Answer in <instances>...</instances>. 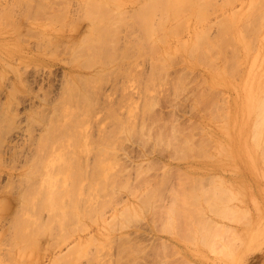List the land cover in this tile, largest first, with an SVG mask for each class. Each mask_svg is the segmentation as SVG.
<instances>
[{
  "label": "rangeland",
  "instance_id": "1",
  "mask_svg": "<svg viewBox=\"0 0 264 264\" xmlns=\"http://www.w3.org/2000/svg\"><path fill=\"white\" fill-rule=\"evenodd\" d=\"M96 1L98 0H0V204H3L1 202L6 198V202H4L5 204H3V206L1 205L2 208L0 207L2 210V212L0 210V233L3 231L7 232V230L14 231L16 223L13 222L17 219L14 220V217L17 216L16 214L20 211L24 213L22 208H24L23 206L25 205L21 206V201L24 203V197L20 196L25 194V192L22 193V189L25 190V187H28L26 184H29L30 181L20 182V175L30 170L27 165L30 164L32 159L35 160L36 157L39 158L40 156H43L41 154H39L40 156L36 155L38 154L36 153V150L40 148L37 147L36 142H38V138L45 133V129L47 128L46 125H48L49 120L51 118L54 119V108L57 106L61 107L62 105L59 103L65 102L63 101L65 87L73 86L77 89V92H79L80 89L86 92V89L89 88L90 90L88 89L89 92L87 93L92 94V99L97 101V103H93H96L98 106L97 108L101 110L98 111L101 112V114H104L101 118V114H98L97 110L94 109L96 111L95 114L93 110L94 113L91 117L94 114H98L97 117L101 119H99L100 121L98 119L96 121L95 119L94 123L91 121L95 124L90 131L93 132L92 135L94 136H91L92 141L93 138L95 140H98L99 138V143L102 142H100L99 128H102L105 125H107L105 128L108 127L107 130H105L106 132L103 129L102 130L105 133H108L109 130V134L111 131L112 136L114 134L113 137L110 136V134L109 139L106 140L110 144V147H112L111 150L114 151L113 153L117 155V158L115 157L116 163L113 159L114 162H110V165L112 167V164L121 166V169L119 171L117 170L118 175L115 174L116 177L113 179L114 183L117 179L115 184L120 185L122 183L123 185L126 182L125 186H127V189L130 184H132L133 187L130 190H124L125 186L121 185L122 190L120 188L119 190L116 188L118 185H115L116 189L113 187L115 189V191L113 190L114 192L112 191L113 195H109L113 197V200H111L113 203H111L112 205L109 204L110 206L106 204L108 208L107 211H105L106 219H108L106 220L107 223H103L105 220H102L101 217H99L100 220L97 218L98 223L96 222L97 219L94 221L96 215H94V217L88 216L90 219L94 218L92 220L94 222H91L90 220V222L87 221L88 217L85 218V221H87L86 224L89 227L86 225L85 227H87V229L83 230V232L82 230L78 231L79 229H77L78 233L76 232V234H74L75 236L72 235L66 242H63V237L61 236L62 233L59 234V232H61V230L65 231V229L72 230L70 227L74 226L75 222H69L68 224H65L66 226L63 229H61L57 226L58 224L56 225L57 222L55 221V223L51 219L52 222L49 221V224H47L51 227L52 225L56 226L58 231H55L56 228H52V232L54 233H52L53 237L52 234L50 235V233H48L38 244L39 249L41 250H39L41 253L39 256L41 257L39 260L40 263L38 262V264H53L52 261H54V258L67 260L72 252H74V247L76 248L81 246V244H86L92 237L100 238L106 245L104 248L101 247L102 249L98 247L99 250L101 249L99 251V264H176L175 262H178L179 264H189L190 262H193L192 260H195L192 264H195V262H197L196 264H221V262L222 264H224V262L230 264L229 262L231 260V263L234 262L233 264H264V194L259 191V180L257 181L255 177H252L251 181V177H249L250 175L247 174L249 177L247 178L250 180L249 182L254 183L251 184L248 183L247 178L243 177L242 173L248 172V167L243 163V158L239 159L241 161H229L227 156L229 154L228 149L230 146V140L227 135L228 132L226 131L227 125L230 122L231 110L234 102L239 101L244 97V85L247 82L246 79L248 76L255 73L253 70V64L257 58L260 60L257 71L258 78L260 75L261 78H259V80L262 79L261 83H264V34L260 40L261 50H259L258 53H256V51L248 54L246 53V55L241 58L243 69L241 68L242 70L237 73L240 76L237 77L239 79H236L238 80V85L242 84L243 87L236 90L234 87L235 85H228L227 87L220 86L217 88L218 91L214 88V91L211 90V95L209 93L206 94V96L209 94L210 99H213L206 101V103L203 102L200 104L197 100L200 99L204 92H211L210 89L212 87H210L208 83H203L206 82L205 77L207 78V81H209L211 72L205 67L206 64L203 66L202 63L196 61L192 62L188 54L183 53L180 55L181 57L178 55L177 60L174 59L172 64L168 66L169 69H166L169 70V72H167V75L165 73V75L168 78L170 77L172 82L175 79L174 81L178 83H175V85L178 87L179 84L182 83V86L179 87V89H184L180 90L178 93L177 90L175 91L174 89V87L176 88V86H173L174 82L172 85H167L164 79L161 80L166 84H163V82L158 79V84L160 82L162 83L156 88L161 92L156 95V91L155 94L153 90H151L152 84L149 82V85H151V88L149 86V90L152 91H149L152 93L150 94V97L154 94L158 96V98L154 97L155 99H153L154 104L156 98L158 99V102H156V106L154 105L155 108H152L151 111L154 110V113L152 114L151 111H147L148 107L146 105H148V103L146 101L151 98H148L149 92L147 90V93H145V87L147 85L146 82L152 78L148 79V77L157 74V72L153 73V71L156 70L155 67H153L152 59L154 57V59H157V57L159 59L160 57H163V54L161 56H156L158 54H148L149 57H145L146 54H143L144 56L142 55L143 52L148 51L149 46L144 40V33L141 32L140 27H138L140 25L136 23L134 18H136L135 15H137L138 12V8L136 7L141 4L140 2L145 3V0H100L102 4L101 7H99V3L96 6ZM219 2L220 4L222 3L221 0ZM91 3H94L93 5L95 8H99L94 10V6H92ZM234 4L235 5L229 8V12H245L249 8L247 1H238ZM89 5L92 7L90 6V8ZM224 15L225 14L222 11H213L212 15L210 14V21L208 23L212 25V37L217 35V21ZM93 26H97L101 33L107 32L112 34L116 43L114 46L111 44L112 47H115L113 48V51L116 49L120 52V55L123 54L124 51H129L128 56L132 61L130 64L129 58H127L128 60H123L122 55L118 56L119 52H117L118 55L117 53L115 55L118 56L117 59H121L120 57H122L121 61L112 62V60H117L115 59L116 57L112 60L107 59L110 57H105V62H107V64L110 60L112 62L111 66H109L110 63L108 65L106 64L105 73L108 72V69H113V67H115V71H111L107 76V73H103V75L105 74L109 79L106 78V80L103 78V83L102 85L100 84L102 88L96 87L99 85H91L92 82H97V74L99 68L102 66L100 64L97 67H92L90 61L93 62V60L91 59H97L96 61L100 63L104 62L102 61L104 59L103 55L101 59L99 58L100 61L98 56L96 57V55L99 54L98 50L101 51V49L97 50V54L92 46H89L91 43L89 36L94 33L92 32ZM188 33L190 34L189 31H185L181 37L187 39V41L190 40L189 42H191V38L193 37ZM129 42L132 44H129ZM178 43L177 39L171 38L170 44L173 48L178 47ZM131 46H140L142 51L138 48H132ZM159 47L161 49V46ZM160 52L162 53V51ZM133 55L134 58L132 59ZM183 55H185L184 59L186 61L179 62L178 60H183ZM175 60L177 62H175ZM154 61L158 63V61ZM219 62L222 64V61ZM162 72H159L160 76L164 73ZM159 75L155 77L158 78ZM165 75L163 74L161 78H164ZM67 76H69L73 82H71V79ZM180 76L183 77L182 79L185 84H183L184 82ZM100 82L101 81L98 83ZM167 82L170 81L167 80ZM205 84H207L210 89L205 87ZM161 85L169 87L165 88ZM93 87L94 89H99L97 91L98 93L92 89ZM199 90L200 95L198 96ZM203 90L205 91L203 92ZM91 91L94 93H91ZM216 91L217 97L215 96V98L212 94L216 95ZM176 92L178 94H176ZM145 94H148L146 95V101H144ZM203 96L204 100H208L209 96L206 97V99L205 94ZM135 101L139 103L141 102V106L139 103H137L139 104V106H137ZM109 102H111L112 105H116H114V113L115 111L116 113L119 111V118L121 117L120 119H125L122 121L123 123L126 122V119L132 118L134 114L131 113V110L129 111V104L130 107L132 106V110L134 109L133 107L136 108V106L140 107V110L143 109L141 107H147V109L144 108L145 110H143L148 112L147 114L150 113L152 115L148 116L145 114L144 117V114L141 116L144 111H141L142 113L140 114V111H138L139 108L138 110H133L135 113L137 111L141 117L137 116L138 113L137 115L135 114V117H139V119L137 118L138 120L136 119L137 131L136 134L132 135V133H130L129 136L126 131L121 132L122 128L118 126V123L109 118L113 116H110V113L108 112L111 110V107L107 108L109 109L108 111L105 109L106 106H109ZM133 102H135L134 106L131 104ZM120 105L125 106L120 109ZM116 108L119 110H116ZM206 109L207 111L205 112ZM110 112L113 113V110ZM56 113L60 114L58 112ZM128 114H131V117H128ZM146 115L148 117H146ZM92 118H95V116ZM132 120L128 119L127 124ZM125 125L126 124H124V126ZM173 126H180L179 129L181 130L182 128L181 132L183 131L180 136L177 135V139L174 136L179 133V130L176 129L177 133L173 135L176 132L174 131L175 129L173 130V128H175ZM116 127L121 131L119 132ZM127 127L128 125L123 127V129H126ZM114 131H116V133ZM160 132L164 133L161 134V136L164 135V137L162 136L158 141V134H160ZM103 133L101 132V137L105 136H102ZM171 136L174 141H179H172L171 144ZM105 137L108 138V136ZM163 138V141L160 140ZM186 138H189V144L191 143L193 148L190 147L191 145L189 146L188 143H186L187 146L185 145V142H188L185 141ZM106 141H103L104 144ZM168 141L170 142L169 144ZM173 142L174 144L176 143V145H174ZM182 142L184 143L182 144ZM92 143L94 144V142ZM11 146L13 147L11 148ZM16 146L18 149L15 152L14 147ZM36 147L38 149H36ZM42 148L43 147H41V149ZM12 149L16 154L20 150L18 153L19 155L17 154L18 157L13 155L15 153H12ZM41 149L40 151L38 150L39 153L41 152ZM45 152L47 151L45 150ZM12 155L14 156L13 159ZM95 155L96 151H92V154L89 155L90 163L97 160V157L95 159ZM111 157L114 158V156ZM32 162L33 161H31V163ZM34 162L37 163L36 160ZM97 162L99 163V160ZM90 163H87V165ZM92 163L91 166L94 165H92ZM150 163L153 164L152 166L150 165L151 168L148 167ZM28 166H30L32 171L33 167L31 165ZM91 166L89 165L88 167ZM119 166L115 168L119 169ZM94 167L97 168L98 166ZM95 169V173L92 170L91 171L96 175V170L98 171V168ZM88 170L91 175L92 172L90 171V168ZM115 170L113 172H116ZM33 173L32 175L30 174L32 177ZM35 175L36 174L34 173V176ZM90 175H88V177ZM32 177L30 179L34 181L35 177L33 179ZM93 177L94 179L92 180H95L96 176ZM90 178L92 177L90 176ZM261 178L262 176L260 179ZM38 179L40 180L41 177L39 176L36 181ZM243 181L247 182L243 184ZM127 182L130 183L128 184ZM263 182L264 178L261 179V183ZM21 183L24 184V187L20 186L22 185ZM35 183V186L40 184L38 182ZM212 183H216V185H226L234 190L233 195L229 197L230 199H227V204H229V206L227 205L228 208L224 207V210L218 209L216 206V198H213V200H207L206 198L196 199L194 195L191 194L195 189L197 190V193H201L202 188L207 189L210 185L213 186ZM33 186L32 183L31 187ZM39 186L40 185L36 187L39 188ZM109 186L108 188H111ZM87 187L86 191L90 190V185H87ZM8 188L9 191L5 192ZM156 188L158 189V191L156 190L158 194L156 192L154 193V189ZM182 188L188 189H185V192H181ZM29 190L31 191L32 188L28 189V191ZM111 190L112 189H110V192ZM117 191L118 193H116ZM148 193L149 195H146ZM152 193L156 195L153 196ZM9 194L10 196H8ZM14 194L16 195L14 196ZM109 196L108 199L110 198ZM7 199H9V203L11 202V206L7 202ZM11 199L12 201H10ZM208 201L216 203V205H214V210L213 208L209 209L210 205H207L209 204L207 203ZM6 203L10 207H8ZM131 203H134L133 206L134 209H136V212L142 211L141 215L138 217H132L130 223L126 226V229H123L124 231L121 230L122 228H120V225L117 226V228L119 227L117 230L110 229V227L107 226L109 221L111 222L113 217L115 215L117 216L119 212L121 213V211L125 210L126 207L129 206V208H131ZM144 204H146V206ZM5 205L7 206L6 210H4L6 208ZM99 205L95 209L100 208ZM230 205L234 208L231 209ZM101 206L103 205L101 204ZM141 207L142 210L140 209ZM199 207H203L205 215H208V217L205 216L206 219L211 218L214 220V222L206 223L213 228V230L210 229L211 235H213L211 243H215L212 248L207 246L206 249V245H202V241H199L197 243L200 245L198 248L197 245L193 243L196 245H194L197 248L196 249L191 242L188 241V233H191L190 236L193 238L202 236V234L197 235L194 232L195 228L192 229L197 225L196 221L200 224L199 226L197 225L198 229H202L200 219H205V217L203 214H200V212L203 211L197 209ZM206 207L208 208V211H205L207 210ZM101 209L103 210L104 207H101L100 210ZM25 210H27V208ZM100 210L95 211V213H98ZM248 212L252 216V222L248 221L251 220V218H249L250 216L245 220ZM43 213L45 217L42 216V219L46 221L50 212L49 215L45 214H48V211L46 212V210L45 212H42V215ZM98 216L101 215L97 214V217ZM119 217L120 219H118ZM119 217L117 218L118 220H124V218H121L123 216ZM101 221L103 222L101 223ZM50 222H54L55 224L51 225ZM13 224H15V227L13 226L14 230L11 227ZM180 229L182 232L185 230L186 233L182 234ZM231 229H233L234 232H230ZM107 230L110 232H107ZM177 230L178 234H176ZM9 231L8 233H10ZM187 231L189 232L187 233ZM125 233L126 236L128 235L126 240L123 237ZM58 234L62 238L61 243L59 241L61 245L59 243L58 245L56 244L57 240L61 239L57 238ZM185 234L187 235L188 240L186 239ZM104 235L107 237L111 236V238H108L109 240H107ZM102 236L104 237L102 238ZM114 236L116 237L114 239L115 241L112 240ZM240 237H245L246 240L242 242L243 239ZM8 238L11 239L8 236L5 238V241ZM123 238L124 241H122ZM233 238L235 240L237 239V241H235V246L232 244L234 242ZM13 241H11L12 244L16 243V241ZM237 242L241 244L239 247L236 245ZM106 243H110V245L107 246L108 244ZM8 244L9 243H7V245ZM189 244H191L192 247H189L191 246ZM228 245H230L229 250L228 247H226ZM2 246L4 245L1 244L0 248H3ZM86 246L88 248V244H86ZM91 246L92 253L97 254L98 248L93 244H91ZM7 247L10 246H5L4 248ZM13 247L11 246L10 248L12 249ZM85 248H83V250H85ZM189 248L195 249L190 251L188 250ZM198 249H202V252H206L207 255H203V257L205 256L204 259H200L197 256L195 251H198ZM3 250L5 253V249ZM233 250H235V253H230V251ZM11 253L9 252L8 254L7 252L8 255ZM14 253L16 252L14 251ZM14 253L11 256L12 258ZM229 253L232 256L229 255ZM7 254L2 255V257L5 256L6 259H8L9 256ZM221 255L223 258H229L230 256V261L228 260L226 262L225 258L224 260L222 258H217L219 256L221 257ZM84 256L81 255L80 258L74 259L71 263L67 262L64 264H96L95 261L92 262L88 257ZM8 262H11V260Z\"/></svg>",
  "mask_w": 264,
  "mask_h": 264
},
{
  "label": "bare ground",
  "instance_id": "2",
  "mask_svg": "<svg viewBox=\"0 0 264 264\" xmlns=\"http://www.w3.org/2000/svg\"><path fill=\"white\" fill-rule=\"evenodd\" d=\"M219 1L218 0H145V3L140 2L141 6L139 5L138 7H136V8H138V12H137V15H135L136 18H134V20H136V23H138L140 25L138 27H140V31L144 33V40L147 43V45L149 46L148 51L143 52L142 55L146 54L145 57H149L148 54H151V55L158 54L156 56H161L163 54V57H160L159 59H158V57H157V59H154L155 57L154 58L151 57L154 60L158 61V63H157L152 59L153 65H154L153 67H155V70H156V71H153V73L157 72V74L152 73L154 75V78H153V75L148 77V79H150L152 77L151 78L152 81L149 80V81H147L148 83L146 82L147 85L145 87V93H147V91L149 92V91L153 90V92L155 93V91H156L157 94L156 93L155 94L158 95L159 92H161V91L156 87H159L160 83L163 82V80H161V79H164V81H166L167 85H170V84L172 85L174 82L173 86H176V88L174 87V89H175V91L177 90L178 93L180 92V90L184 89V88L179 89V87L182 86V83H180L179 87H178L177 85H175V83H177L174 81L175 79L172 82V79L170 80V77L169 78L166 77V75L168 74L167 72H169V70H166V69H169L168 66H170V64H172V61H174V59L177 60L178 55L180 56L183 53L188 54V56H190V60L192 62L196 61L198 63H202L203 66L206 64L205 67L209 69L211 74H210L209 81H207V78L205 77L206 80L205 79L204 80L206 82H203V83H208V85L210 87H212L210 89V87H208V85L205 84V87H208L210 89V91L211 90L214 91L213 90L214 88H216V90L218 91V89H217L218 87H220V86L227 87L228 85H235L234 87L236 88V90L241 89L243 87L242 84L238 85L237 79H239V78H237V77H239L240 75H238L237 73H239L240 70L243 69V64H242V60H241L242 56H245L246 53L248 54V53H251L254 51H256V53H258L259 50H261L260 40L262 39V35L264 34L263 33L264 32V0H221L222 1L221 4ZM238 1H247L248 7H249L248 10L245 12H237V11L229 12L228 11L229 8L232 7L233 5H235L234 3L235 2L237 3ZM96 2H97L96 6L98 5V3L100 5L99 7L102 6L100 0H98ZM91 4H92V6H94L93 5L94 3H91ZM90 6L91 5H89V7ZM99 7L95 8V6H94V10L99 8ZM213 11H222L225 14L220 20L217 21L218 33L214 37H212L213 35L211 34L212 33V29H211L212 25L208 23L210 21L209 16H210V14L212 15ZM185 31H189L190 34L189 33L188 34L191 37H193V38H191L192 39L191 42H189L190 40L187 41V39H184L183 37H181V36H183V33ZM78 32H79V30H78ZM92 32H94V33H92L89 36V38L91 39V43L89 44V46L91 45L96 53L99 51L98 52L99 54L97 53L98 55H96V53H95L96 57L98 56V59L99 58L101 59L102 55H103L104 59L102 61H104V62L100 63V62L96 61L97 59L96 60L91 59V60H93V62L90 61V65H92V67H97L100 64L102 65L99 68V72L97 74L98 77L96 78V80H97V82H95L96 84L92 82L91 85L92 86L99 85L96 87L102 88L101 85L103 83V81H102L103 78L106 79L107 78L106 76L108 74H110L111 71L112 72L115 71V67H113V69L107 70L108 71V72H106L107 74L105 73V70H106L105 66L107 64V62H105L106 58L110 57L107 59L112 60L115 57H116L115 59H117L118 56L122 55L123 60H125V59L129 58V56H128L129 51H126L128 53H126L124 51V53L120 55V52L117 51L116 49H114L116 52L113 51V48H115V47H112V45L114 46V45H116V43H115V39L112 36V34H109L107 32L101 33L97 26H93ZM114 35H116V34H114ZM171 38L177 39V41L179 42L178 47L173 48V46L171 45L172 43L170 44ZM129 44H132V43L129 42ZM157 44H160V45H157ZM110 46H111L112 50L110 49ZM159 46H161V49ZM132 48H138L139 50H141L140 46L132 47ZM98 49H101L102 52ZM160 51H162V53ZM117 52H119V55ZM116 53L118 56L115 55ZM136 55H138V54H136ZM99 56H101V57H99ZM130 56H131V54H130ZM139 56H140V53H139ZM122 57H120V58L122 59ZM133 58H134V55L132 56V59ZM184 58H185V55L182 56L183 60H178V61L179 62L180 61L181 62L186 61ZM100 59H99V61H100ZM121 59L112 60V62L113 61L116 62L119 60L121 61ZM111 60H110V62H108V64L110 63L109 66H111V64H112ZM129 60H130V64H131L132 63L131 58H129ZM176 60H175V62H177ZM219 61H222V64H220ZM259 64H260V60H259V58H257L253 64V66H254L253 70L255 73L248 76L246 79L247 82L244 85V88H245L244 97L242 96L243 98L241 100L234 102L233 108L231 110L230 122L227 125L226 131L228 132L227 135H228V138L230 140V146L228 149L229 154L227 156L229 161L230 162H233V161L236 162V160L241 161L239 159L243 158L242 159L243 163H245L246 166L248 167V172L242 173L243 177L247 178L248 175H250L249 177H251V181H252V177H255L257 181L259 180V183H258V187L260 188L259 191H261L264 194V182L261 183V179L264 178V87H263L264 83H261L262 79L259 80V78H261L260 75L258 78L257 71H258ZM174 65H175V63H174ZM109 66H107V67H109ZM157 70H159V71H157ZM116 72H118V71H116ZM159 72H162L164 75L166 73L164 78L163 77L161 78V76L163 74L160 76ZM103 73H105L106 76H105V74L103 75ZM157 75H159L158 78L155 77ZM67 77H69V76H67ZM180 77H181V79L183 78L182 76H180ZM156 78H157V80L155 81ZM107 79H109V78H107ZM158 79L160 81H162V82L159 81L160 82L159 84H158ZM167 80L170 82H167ZM99 81H101V82L98 83ZM182 81H183V79H182ZM71 82H73L72 79H71ZM75 82H74V84H75ZM149 82H151L152 88H151V85H149L150 84ZM166 83L163 82V84H166ZM154 84H155V86H154ZM183 84H185V82ZM149 86H150L151 90H149L150 89ZM161 86H163V85H161ZM163 87L167 88L169 86L166 87V85H164ZM65 88L67 89V90L65 89L66 93L64 91L65 95L63 94L64 95L63 101H65V102H61L62 100L59 101L61 103L58 102L63 107L61 106L62 107L61 108L60 106H57L58 110H57V107H55L56 110L54 108V112H55V115L53 117L54 119L51 118L49 120L48 125H46L47 128L45 127L46 128L45 133L41 137H39L38 140L36 139L39 142V144H38V142H36L37 147L38 148L40 147L39 149L36 147V149H38L40 151L41 147H43L41 149L42 153L41 152L39 153L38 150H36L37 151L36 153H38L36 155L41 154L43 156L39 155L40 156L39 158L36 157L35 160L37 161V163L34 162L35 160H33L31 158L32 159L31 161H33V162L31 163V161H30V164H28V165H31L33 167L32 171H31L30 166L27 165V167H29V169H30L28 171L29 173L25 172L24 174L20 175V182H24V181L29 182L30 181L29 184H26V183L25 184H26V186L28 185V187L32 188V190L31 191L29 190L30 191L29 192L28 189H30V188L25 187V190H23L21 188L22 193L25 192L24 195L20 196V197H22V196L24 197L23 198L24 203H23V201H21V203H22L21 206L22 205H25V206H23L24 208H22V211L24 210V213L20 211L21 213L19 212L20 214L18 213V214H16L17 216L14 217V220L17 218L16 221L13 222V223H16V225L13 224L11 227L14 230V227L16 226L15 230L14 231L7 230V232L2 230L3 232L0 233V247H1V244L4 245V246H2L3 248H0V264H38L40 257H41V256H39V254H41L40 253L41 250L39 249L38 244L41 242L43 237L45 238V236L48 233H50V235L53 233L52 231H53V229L56 228V226H53L52 224H55L56 222H57L56 225L58 224L57 226H59L61 229H63L66 226L65 224H68L69 222H72V221L75 222V225L70 227L72 230L65 229V231L61 230V232H59V234L62 233L61 236L63 237V242H66L72 235L76 234V232L78 233V231L82 230V232H83V230H86L87 227H89L86 224V222L89 220L91 222H94V221H96L97 218L101 217L102 220H105L104 222L101 221V223L102 222L105 223L106 220H108V219H106V214H105V211H107V209H108L106 204L112 205L111 203H113V201H111V200H113V197H111L109 195L110 194L113 195L112 191L113 190L115 191L116 188L117 189L120 188L122 190L121 187L126 185L125 184L126 182L123 185H122V183L120 185L115 184L117 182L116 181L117 179L115 180V183L113 181V179L116 177V175H118L117 170L119 171L121 169V166L116 165V164H112L113 165V167H112L110 165V162H114V160L117 158V155L115 153H113L114 151L111 150L112 147H110V144L108 143V141H106L107 139H109V135L111 134V131L109 134V130H108V133H105L106 132L105 130H107V128H108V127L105 128L107 125L103 126L102 128H99L100 129V134H99L100 135L99 136L100 142L101 141L102 142L99 143V138H98V140L97 139L95 140L93 138V141H92V137H94V136L92 135L93 132H90V131L93 128L92 126L95 125L93 123H94L95 119H96V121H97V119L98 120L101 119L103 117L102 115H104V114H101V112H99L101 110H99V108H97L98 107L96 105L97 101L92 99V97H91L92 94L87 93V92H89L90 89L89 88H88L89 90L86 89V92H84V91H82V89H80V91L77 92V89L74 88L73 86H69V87L66 86ZM97 88L94 89V87H93L92 89L95 90L96 93H98L97 91L99 89H97ZM202 89H204V88H202ZM204 91L205 90H203V92ZM212 91L211 92L206 91V93L204 92L205 99H206V97L209 96V94L211 95ZM217 91H216V95L212 94L213 97H215V96L217 97ZM92 92L93 91H91V93ZM151 92H149V95L145 94V100L144 101H146V99H147L146 95H148V98H151V99H147V101H146L148 103V105H146L148 107V109H147V107H141L143 109L144 108L147 109V111H149V112L152 110V108H155L154 105L156 104V102H158V99H157L158 96H156L154 93L153 94L155 96L151 95V97H150V94H152ZM177 92H176V94H178ZM198 92H199V94H198V96H199L200 90ZM207 93H209L208 96H206ZM203 95L200 97V99H198L196 96V98L198 99L197 102H199L200 104L203 102L206 103V101L213 99V98L210 99V96H209L208 100H204ZM154 97H157L155 104H154V100H153V99H155ZM90 98L92 99V101ZM236 100H238V99H236ZM151 101L153 102V104ZM93 102H96V103L94 104ZM135 102H133L131 104H133V106H134ZM109 103L112 105L111 102H109ZM137 103H139V102H136V104ZM110 104L108 107L106 106L105 109L111 107L110 111L113 110V113H112V112L108 111L109 109H107V111L110 113V116L113 115L112 116L113 118L112 117H109V118H111L113 121L118 123V126H120V128H122L121 129L122 131H121V130H119V128L116 127L118 129V131L119 132L120 131L121 132L126 131L128 133V135L130 133H132V135L136 134V131H137L136 130V122H137V120L139 119V117L143 116V114L145 117V114L148 113V112L144 111L145 109L140 110V107H137V106H139V104L141 106L142 103L140 102L139 104H137L136 108L133 107L134 111L138 110V108H139L138 111H140V114L142 113L141 111L145 112V113L143 112L141 116L137 111L135 113L131 108L132 106L130 107V104H129L128 109H129V111L131 110V113H134V114H133L132 118H128V119L132 120L134 118L135 122L133 119L132 120L133 122L130 121L128 124H127L128 119H126V122L123 123L122 121H124L125 119L124 118L120 119L121 117L119 118V116H120L118 114L119 111L117 113L115 111V113H114V109H115L116 105L114 104L115 106L114 105L111 106ZM143 105H145V104H143ZM124 106L125 105H123V106L120 105V109L123 108ZM59 109H61L62 111ZM94 109L97 110L98 114L99 113L101 114V118L97 117L98 114L95 115L96 111ZM93 110H94L95 114L92 117L95 116V118L91 117V115L94 113ZM116 110H119V109L116 108ZM206 111H207V109L205 110V112ZM56 112H58L60 114H57ZM151 112L153 114L154 110ZM137 113H138V115H137ZM56 114H57V116L58 115L59 116L57 117ZM135 114L139 117H135ZM152 114L149 113L147 115L149 116ZM130 115L128 117H131ZM147 115H146V117H148ZM90 123H92V124H90ZM95 123H97V122H95ZM124 124L128 125V127L126 129L125 128L123 129V127L126 126V125L124 126ZM90 127H91V129H90ZM173 127H175V126H173ZM179 128H180V126L179 127L176 126L175 128H173V130L175 129L174 131H176L174 134L172 133L173 135H175L177 133L176 129H178L179 133H180V134L177 133L174 136V137H176V139H177V135L180 136L181 133L183 132V131L181 132L182 128H181V130ZM116 131H114V132L116 133ZM101 132L102 133L104 132L102 134V136L105 135V136H108V138H106L105 136H104L105 139H104V137H101ZM161 134H164V133L160 132V134H158L159 135L158 141H159V138H161L162 136L164 137V135L161 136ZM117 135H118V132H117ZM110 136H112V134ZM113 136H114V134H113ZM101 138L104 140H102ZM172 138H173L172 136H171V139L169 138L171 140V141L169 140L171 142V144H172V141H174ZM160 140L163 141L164 138L160 139ZM188 140H189V138L185 139V141H188ZM190 140L193 141L192 139H190ZM103 141L104 142L106 141L105 144H107V145H105ZM169 141H168V144L170 143ZM175 141H179V140H175ZM92 142H94V144ZM174 142H173V144H174ZM189 142L190 141L185 142V145H186V143L189 144ZM183 143L184 142H182V144ZM174 145H176V143ZM179 145H180V143H179ZM190 145H191V143L189 144V146ZM194 145H196V144H194ZM177 146H178V144H177ZM177 146H175V147H177ZM12 147L13 146H11V148ZM16 147H14L15 152L18 149V147L17 148ZM190 147L193 148L192 145ZM190 147H188V148H190ZM45 150L47 152H45ZM11 151H12V153H15L13 151V149ZM19 151L17 152V154L19 153ZM92 151L93 152L96 151L95 159L97 157V160H95L93 163L91 162L92 165L94 164L93 166H91V163L89 162V157H90L89 155L92 154ZM17 154L15 153L13 155L18 157ZM46 154H47V156H46ZM13 155H12V159L14 158ZM111 156H114V158ZM98 160H99V163L97 162ZM118 161H120V160H118ZM118 161H117V164H118ZM87 163H90L89 165L91 167H93L94 169L96 168L94 166H98L97 167L98 171L96 170L97 168L95 170L97 173H100V174L96 173V175H95L94 169L91 167H88L89 165H87ZM115 163H116V160H115ZM34 165H35V167H34ZM150 165L152 166L153 164L150 163L148 167H150ZM114 166L116 168H117V166H119L120 168L118 167L119 169H116ZM139 167H144V166H139ZM89 168H90V171L92 170L94 172L93 173L91 171L92 172V173L90 172L91 175L89 174V170H88ZM140 169H142V168H140ZM24 170H23V172H24ZM34 170H35L34 173L36 174L35 176L33 173ZM99 170H100V172H99ZM114 170L117 173L113 172ZM30 171L33 173V177L31 176L32 173ZM88 175H90L92 178H90V176L88 177ZM39 176L41 177V179H40L41 181L39 179L36 181V179ZM93 176H96L95 180H92V179H94ZM261 176H262V178L260 179ZM31 177H32V179L34 177L35 178L37 177V178L36 179L34 178V181H32L30 179ZM248 178H247V180H248ZM89 179H91L92 181ZM249 181L250 180H248V183H251ZM35 182L40 183V184H38V185H40L39 188H37L38 185H36L37 187L35 186V184H37ZM246 182L243 181V184H245ZM32 183L34 185L33 187H31ZM127 183L129 184L130 182H127ZM21 184L22 185H20V186L24 187V184L23 183H21ZM212 184H213V186L210 185V187L207 189L202 188L201 193L200 192L197 193V190L195 189V191L191 192V194H193L196 199L206 198L207 200H213V198H216L217 205H216V203L210 202V201L207 202L209 204L206 203L208 206L210 205L209 209L213 208V210H214V208H215L214 205H216L218 207V209H222V210H224V207L228 208L229 204H227V199H230L229 197H231L233 195L234 190L230 189L231 187L226 186V185L225 186H223L221 184L216 185V183H212ZM251 184H254V183H251ZM87 185H90V190H88L89 186L87 187ZM112 185H114V186H112ZM115 185H118V186L115 188ZM108 186L111 188H108ZM86 187L88 188L87 189L88 191H86ZM126 187L127 186H125L124 190L127 189ZM132 187H133L132 184L128 185L127 190L132 189ZM9 188H11V187H9ZM9 188L7 191L5 190V192H8ZM110 189H112L111 192H110ZM185 189L187 190L188 188H182L181 189L182 191L181 190L180 191L185 192ZM154 190H153L154 193L156 192V190L158 191L157 188ZM19 191H21V190H19ZM116 193H118V191ZM154 193H152L153 196L156 195ZM156 193L158 194V192H156ZM15 195L16 194H14V196ZM18 195H19V193H18ZM146 195H149V193ZM8 196H10V194ZM108 196L111 199L110 198L108 199ZM20 197H19V199H20ZM5 200H6V198H5ZM5 200L2 201L1 203L5 204L4 203V202H6ZM8 201H9V199H7V202ZM10 201H12V199ZM3 204H0V207H1V205L3 206ZM101 204L103 206H101ZM128 204H126V205H128ZM131 204H132L131 208H129V206H128L125 209L123 206V208L125 210L121 211V213L119 212L117 214V216L115 215L116 217L115 216H114L115 218L113 217L114 220L112 219L111 222L109 221L107 226H109L110 229L112 228V230L113 229L117 230L119 228V227L117 228V226H119V225H120V228H122L121 230L126 229V226H128V224L131 221L130 219H132V217H135V216L138 217L141 215L142 211L136 212V209H134V206H133L134 203H131ZM98 205L100 208L104 207V209L103 210L102 209L100 210V208L95 209L96 207H98ZM144 205L146 206V204H144ZM7 206H8V204H7ZM7 206L5 209L4 208L3 209L6 210ZM10 206H11V204H10ZM10 206H8V207H10ZM142 207L140 208L141 210H142ZM230 207H231V209L234 208L231 205H230ZM1 208H0V210H1ZM26 208H27V210H25ZM136 208H137V206H136ZM138 208H139V206H138ZM29 209H31V210H29ZM197 209H199L200 211L201 210L203 211V212H200V214H203L204 217L205 216L208 217V215H205L203 207H199ZM218 209H216V210H218ZM45 210H46V212L48 211V214L45 213L46 215H49V212H50V215L47 216L48 219L46 218V221L42 219V216H44V213L42 215V212H45ZM97 210H100V211L98 213L97 212L95 213V211H97ZM137 210H139V209H137ZM143 210H144V208H143ZM205 211H208V208ZM1 212H2V210H1ZM97 214H99L101 216L97 217ZM248 214H249V212L247 213V215H246L247 218L245 217V220L248 219V216H250L249 218L252 217L250 214L249 215ZM94 215H96V217H95V219L93 218L94 221H92L93 219H90L88 216L94 217ZM103 215H105V216H103ZM119 216H123L121 218H124V220H121V221L118 220V219H120ZM206 217H205V219H200L201 224H202V229H198L197 225L199 226L200 224H198L197 221H196L197 225L192 228V229L195 228L194 232L197 235L202 234L201 237L198 236L196 238H193L192 236H190L191 233H188L189 231H187V233L189 234L188 235L189 240H188V237L185 234L186 239L189 242H191V244L193 246L196 244L197 248L200 246L199 244H197L199 241H202V243H203L202 245H204V246L206 245V249H207V246H209V248H212L215 244L214 242L211 243L213 235H211L210 229L213 230V228L209 224H206V223L214 222V220L211 219L210 217H209L210 219H208V218L206 219ZM85 218H87V221H85ZM51 219L54 222L55 221L56 222L51 223L52 222ZM99 220H100V218H99ZM49 221H51L50 223H51L52 227L50 225H48ZM248 221L252 222V218H251V220H248ZM44 222H46V223H44ZM96 222L98 223V219ZM86 225H87V227H85ZM80 228H82V229H80ZM77 229H79V230L77 231ZM233 229H231L232 231L230 230V232H234L235 229H234V231H233ZM56 230L58 231L57 228L55 229V231ZM199 230H200V232H199ZM8 231L10 233H8ZM107 232H110V231L107 230ZM180 232L182 234L186 233L185 230H183V232L181 230ZM246 232H248V231H246ZM53 234H52V237H53ZM59 234H58V237L57 236L56 237L60 239L61 236ZM176 234H178V230H177ZM8 236L11 239L8 238L7 239L8 241L6 240L7 241L6 242L5 238H7ZM104 236H102V238ZM105 237L107 238V240H109L108 238H111V236H109V237L105 236ZM123 237L126 240L128 238V235L126 236V233H125V235ZM190 237H192V238H190ZM12 238L14 241L12 240ZM115 238L116 237L114 236V238H112V240H114ZM124 238L122 241H124ZM244 238L243 237L241 238V239H243L242 242L244 240H246V238L245 239ZM10 240L13 242L16 241V243L12 244V242ZM55 240H56V238H55ZM112 240H111V242H112ZM191 240H193V241H191ZM4 241L6 242V245H5ZM9 241L11 242L12 245L10 244ZM59 241L61 243L62 238L60 240H57V242H56L57 245H58ZM235 241H237V239L236 240L234 239V242L233 241H230V242H233L232 244L235 246ZM7 243H9V244L7 245ZM193 243H195V244H193ZM237 243H236V245L239 247L241 244L238 243L239 244L238 245ZM240 243H241V240H240ZM86 244H88V248H87ZM86 244L84 245L83 248H85V246H86L87 249L85 248V250H83V248H82L83 245L81 244V246H78L79 245L78 244L77 245L78 247H76V248L74 247V249H75L74 252H72L71 256L67 260H64L62 258L61 259L54 258V261H52L53 264H64L67 262L71 263V261H73L74 259L80 258L81 255H83V256L85 255L92 262L95 261L96 264H99V262H100L99 251L106 246L105 243H103L100 238L92 237L90 239V241L87 242ZM91 244L95 245L97 248L98 247L99 248L102 247V248L100 250L98 248L97 249L98 253L93 254ZM106 244H108L107 246L110 245V243H106ZM191 244H189V245H191ZM192 245L189 247H192ZM5 246H10V247L14 246V247L12 249L10 247H7L8 248L7 249V248H4ZM229 246L230 245L226 246V247H228V250H229ZM3 249H5V253H4ZM194 249L189 248L188 250L191 251ZM200 250L198 249V251L196 250L195 252L200 259H202V258L204 259L205 256L203 257V255L206 254V252H202V249H200ZM14 251L16 253H14ZM204 251H205V249H204ZM234 251L235 250L230 251V253H232ZM7 252H8V254H9V252L10 253L12 252V253L10 255H8ZM214 252H215V250H214ZM13 253H14V255L12 258L11 256ZM230 253H229V255H231ZM4 254H7L9 257H8V259H6L5 256H3V257L8 261L11 260V262L6 261L2 257V255H4ZM221 254H222V252H221ZM187 257H188V255H187ZM217 258H222L224 260L225 257L223 258L221 255V257L219 256ZM229 258H230V256H229ZM229 258H225L226 259L225 261L226 262L228 260L230 261ZM189 259H191V258H189ZM219 260H221V259H219ZM4 261H5V263H4ZM192 261L194 262L195 260H192ZM231 261L229 263L233 264L234 262L231 263ZM233 261H235V260H233ZM175 263L179 264L178 262H175ZM192 263L190 262L189 264H192ZM196 263L197 262H195V264ZM221 264H222V262H221ZM224 264H226V263L224 262Z\"/></svg>",
  "mask_w": 264,
  "mask_h": 264
}]
</instances>
